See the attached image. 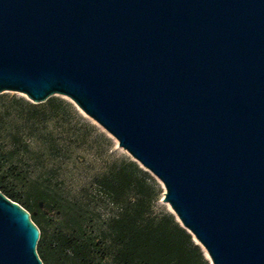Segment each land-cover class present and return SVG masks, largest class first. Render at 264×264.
<instances>
[{
    "label": "water",
    "instance_id": "obj_1",
    "mask_svg": "<svg viewBox=\"0 0 264 264\" xmlns=\"http://www.w3.org/2000/svg\"><path fill=\"white\" fill-rule=\"evenodd\" d=\"M4 93L69 101L210 264H264V0H0ZM39 239L0 192V264Z\"/></svg>",
    "mask_w": 264,
    "mask_h": 264
},
{
    "label": "trees",
    "instance_id": "obj_2",
    "mask_svg": "<svg viewBox=\"0 0 264 264\" xmlns=\"http://www.w3.org/2000/svg\"><path fill=\"white\" fill-rule=\"evenodd\" d=\"M102 162L82 167L79 152ZM69 103L0 107V192L30 214L42 264H210L165 209L160 184L124 156ZM83 151V152H82ZM72 169L86 171L76 195Z\"/></svg>",
    "mask_w": 264,
    "mask_h": 264
},
{
    "label": "rangeland",
    "instance_id": "obj_3",
    "mask_svg": "<svg viewBox=\"0 0 264 264\" xmlns=\"http://www.w3.org/2000/svg\"><path fill=\"white\" fill-rule=\"evenodd\" d=\"M10 100H22L24 103H27L29 105H33L27 100V98L25 96H22V95L17 94V93H4V94L0 95V107L3 106L5 103H7ZM49 100H61V101H65V102L71 104L65 98H62L59 96L53 97ZM81 116L87 122H89L91 125L95 126L90 120L86 119L83 115H81ZM95 127L99 130V132L104 134L112 143V146L107 153L108 156H112L114 159L118 158V156H124V157L128 158L129 160H131V158L125 152L118 149L115 141L111 140L100 128H98L97 126H95ZM101 150H102L101 147L96 146L95 150H93V156H92V153H90V152H84V153L79 152L78 154H82L84 157V159H83L84 162L79 161V165L82 164L83 165L82 167H85V166L90 167L92 170H95V171L99 170L100 166H102V162L100 161L99 158H96L94 154L99 155V153L102 152ZM72 172H73L74 177L72 178V180L69 181V184L66 186V189L68 192H70V195H76L78 193L79 188L82 185V183L87 180L86 175H88V173L86 171H78L75 169H72ZM160 188L162 190V194H161V198H160L158 205H159V207L165 209L168 212V207L162 203L163 189H162L161 185H160Z\"/></svg>",
    "mask_w": 264,
    "mask_h": 264
}]
</instances>
